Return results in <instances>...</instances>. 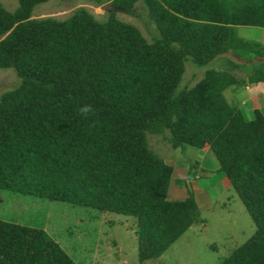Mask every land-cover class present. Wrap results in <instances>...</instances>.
<instances>
[{"label":"trees","instance_id":"trees-1","mask_svg":"<svg viewBox=\"0 0 264 264\" xmlns=\"http://www.w3.org/2000/svg\"><path fill=\"white\" fill-rule=\"evenodd\" d=\"M41 1L0 3V67L17 77L0 92V188L132 215L138 257L156 258L201 220L192 191L165 197L172 166L145 131L167 129L172 147L210 148L254 222L216 264H264V114L226 101L222 89L243 83L227 68L174 91L184 60L244 53L236 26L264 27V0H109L129 13L141 2L150 41L111 11L30 17ZM246 78L263 80L264 61ZM0 264L77 263L42 227L0 218Z\"/></svg>","mask_w":264,"mask_h":264},{"label":"rangeland","instance_id":"rangeland-1","mask_svg":"<svg viewBox=\"0 0 264 264\" xmlns=\"http://www.w3.org/2000/svg\"><path fill=\"white\" fill-rule=\"evenodd\" d=\"M0 3L13 10L17 0ZM103 3L109 0H43L34 5L30 17L62 19L81 6L96 20H103L111 11L117 19L133 25L147 41L156 35L154 23L141 2L135 3L133 13L108 9ZM227 51L222 54L226 56ZM219 57L218 54L201 65L184 60L174 91L193 84L205 68L220 66ZM16 82L11 67H0V92ZM233 90L236 92H230ZM222 94L228 103L236 105L243 96L242 88L232 84L226 85ZM243 115L249 118L252 111ZM167 135V129L160 133L145 131L147 146L174 168L165 197L179 199L192 191L201 220L188 226L156 258L138 257L135 218L129 214L0 188V218L42 227L77 264H216L252 233L254 222L232 186L219 180L223 171L213 152L208 149L200 159L195 153L190 154L196 147H172Z\"/></svg>","mask_w":264,"mask_h":264},{"label":"crops","instance_id":"crops-1","mask_svg":"<svg viewBox=\"0 0 264 264\" xmlns=\"http://www.w3.org/2000/svg\"><path fill=\"white\" fill-rule=\"evenodd\" d=\"M236 34L238 37L248 43L247 49H245L244 53L242 54L232 52L231 49L230 51H227L226 56L223 55L226 52H223V54L220 53L219 58H221V64L216 69L227 68L233 75H235V77L243 82L242 84H232L242 88L243 96L237 104L242 113H249L253 110V108L256 107L264 114V79L248 81L246 78L248 70L247 65H249L250 62L264 61V27L255 25H237ZM230 92L236 91L233 90ZM185 149L187 148L183 147L182 150ZM208 149H210L208 146L196 147L195 151L190 152V154L195 153L194 155H198L200 159H203V154H205ZM189 150L190 149H188V151L186 150L185 152L188 153ZM173 170L174 168L172 166V172ZM219 180L224 184L229 185V180L224 173L219 176ZM193 189L196 188L193 187ZM196 202L198 203V201Z\"/></svg>","mask_w":264,"mask_h":264},{"label":"clouds","instance_id":"clouds-1","mask_svg":"<svg viewBox=\"0 0 264 264\" xmlns=\"http://www.w3.org/2000/svg\"><path fill=\"white\" fill-rule=\"evenodd\" d=\"M90 110H91V109H90V106H85V107H83L80 111H81L82 113H84V114H87Z\"/></svg>","mask_w":264,"mask_h":264},{"label":"water","instance_id":"water-1","mask_svg":"<svg viewBox=\"0 0 264 264\" xmlns=\"http://www.w3.org/2000/svg\"><path fill=\"white\" fill-rule=\"evenodd\" d=\"M104 6H106L108 9H113V5L110 3H103Z\"/></svg>","mask_w":264,"mask_h":264}]
</instances>
